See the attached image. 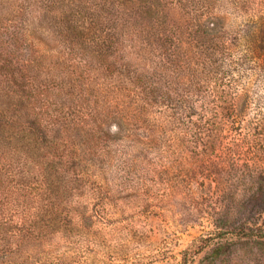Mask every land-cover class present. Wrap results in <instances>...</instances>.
I'll list each match as a JSON object with an SVG mask.
<instances>
[{
    "label": "rangeland",
    "instance_id": "374dc122",
    "mask_svg": "<svg viewBox=\"0 0 264 264\" xmlns=\"http://www.w3.org/2000/svg\"><path fill=\"white\" fill-rule=\"evenodd\" d=\"M5 1L0 0V22ZM211 15L235 52L234 62L227 65L224 88L219 93L211 88L214 98L196 99L190 109H205L206 118H212L232 105L236 130L226 122L224 139L207 159L200 158L203 136L179 141L183 133L176 129L148 141L117 120L104 127L111 141L65 123L49 139L35 121L50 114L45 104L54 109V101L64 104L65 94L72 92L58 77L73 74L82 90L95 93V83L87 87L95 75L88 65L57 62L33 43L17 47L19 59L34 61L26 74L37 81L54 63L61 64L58 77L48 78L47 91L39 94L21 84L19 102L11 109L17 125L38 143L59 141L60 150L51 152L62 174L48 191L34 184L20 205L0 206V226L18 231L29 225L36 233L0 240V264H182L187 253L189 264H264V70L257 66L264 67V56L244 57L248 49H259L260 42L252 43L249 35L261 30L264 38V0H217ZM4 57L1 49L0 67ZM190 69L186 82L193 77ZM3 84L0 78V89ZM189 92L195 95L193 86ZM58 94L60 99H53ZM219 233H226L222 241L231 244L230 250L213 261L207 256L222 242Z\"/></svg>",
    "mask_w": 264,
    "mask_h": 264
},
{
    "label": "trees",
    "instance_id": "16d2710c",
    "mask_svg": "<svg viewBox=\"0 0 264 264\" xmlns=\"http://www.w3.org/2000/svg\"><path fill=\"white\" fill-rule=\"evenodd\" d=\"M216 1L199 0L197 5L192 0L5 1L7 10L0 22V50L5 51L0 67L1 83L4 81L0 89V206L20 205L34 184L48 191L55 184L54 177L62 174L61 164H55L51 152L60 150L59 141L38 143L29 130L17 125L11 109L19 102L21 84L26 83L39 94L40 90L45 92L48 78L58 77L61 64L54 63L45 73L46 78L37 81L26 74L34 61L19 59L14 53L18 46L33 47V43L50 56L52 53L57 62L88 65L89 73L95 75V80L89 76L87 85L90 90L95 83V93L82 90L73 74L58 77L72 92L65 94L64 104L54 101V109L45 104V112L50 114L35 121L49 139L57 126L65 123L81 127L92 137H100L101 133L102 138L111 141L104 127L117 120L132 126L136 133L142 132L137 137L148 141L176 129L183 133L179 141L203 136L199 157L209 158L215 144L225 137L222 129L226 122L230 130H236L232 105H226L223 113L215 112L212 118H206L205 109L200 113L190 109L196 99L214 98L211 88L215 93L224 88L230 76L227 65L234 62L235 52L227 47V36L219 33L213 22L218 19L210 18ZM260 31L248 37L252 43L260 42L259 49H248L245 58L257 53L264 56ZM192 66L193 77L188 75L186 82L184 74H189ZM257 66L264 70L262 65ZM19 67L22 76H18L22 72ZM99 73L102 75L96 78ZM191 86L193 97L186 95ZM57 98L59 94L53 99ZM62 104L67 107L61 109ZM157 112L160 119L154 117ZM213 120L223 123L211 124ZM19 232L36 234L29 225L18 231L1 225L0 240L8 242ZM225 234L217 236L222 241ZM230 245L222 241L209 250L207 257L219 259ZM189 255H184L182 264L190 263Z\"/></svg>",
    "mask_w": 264,
    "mask_h": 264
}]
</instances>
